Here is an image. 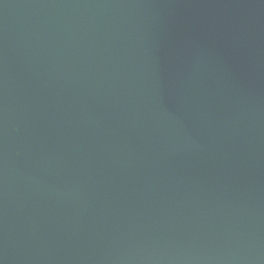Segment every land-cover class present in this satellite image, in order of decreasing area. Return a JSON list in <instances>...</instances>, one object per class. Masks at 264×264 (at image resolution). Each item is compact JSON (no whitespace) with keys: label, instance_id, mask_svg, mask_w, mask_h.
<instances>
[{"label":"water","instance_id":"obj_1","mask_svg":"<svg viewBox=\"0 0 264 264\" xmlns=\"http://www.w3.org/2000/svg\"><path fill=\"white\" fill-rule=\"evenodd\" d=\"M0 264H264V0H0Z\"/></svg>","mask_w":264,"mask_h":264}]
</instances>
